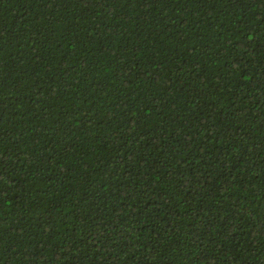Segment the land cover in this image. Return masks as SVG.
Wrapping results in <instances>:
<instances>
[{"label": "trees", "instance_id": "16d2710c", "mask_svg": "<svg viewBox=\"0 0 264 264\" xmlns=\"http://www.w3.org/2000/svg\"><path fill=\"white\" fill-rule=\"evenodd\" d=\"M0 264H264V0H0Z\"/></svg>", "mask_w": 264, "mask_h": 264}]
</instances>
